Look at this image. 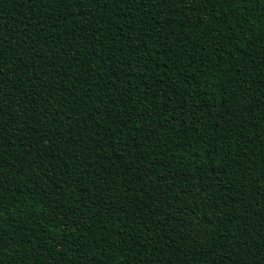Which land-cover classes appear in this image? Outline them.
I'll return each mask as SVG.
<instances>
[{"label": "trees", "instance_id": "16d2710c", "mask_svg": "<svg viewBox=\"0 0 264 264\" xmlns=\"http://www.w3.org/2000/svg\"><path fill=\"white\" fill-rule=\"evenodd\" d=\"M0 264H264V0H0Z\"/></svg>", "mask_w": 264, "mask_h": 264}]
</instances>
